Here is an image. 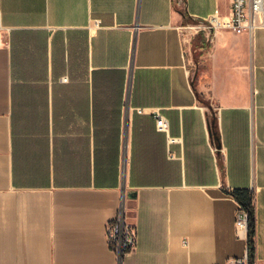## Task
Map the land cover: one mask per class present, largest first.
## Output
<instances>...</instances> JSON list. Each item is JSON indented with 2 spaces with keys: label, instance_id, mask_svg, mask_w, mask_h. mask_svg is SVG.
<instances>
[{
  "label": "crops",
  "instance_id": "0c3cea01",
  "mask_svg": "<svg viewBox=\"0 0 264 264\" xmlns=\"http://www.w3.org/2000/svg\"><path fill=\"white\" fill-rule=\"evenodd\" d=\"M179 1L0 0V264H116L121 204L122 264H240L233 190L264 264V12L194 33L231 0Z\"/></svg>",
  "mask_w": 264,
  "mask_h": 264
},
{
  "label": "built area",
  "instance_id": "2783aa9c",
  "mask_svg": "<svg viewBox=\"0 0 264 264\" xmlns=\"http://www.w3.org/2000/svg\"><path fill=\"white\" fill-rule=\"evenodd\" d=\"M179 2H182L180 0ZM264 0H231V9L226 18L218 14H212L205 18L203 24L189 23L186 29L198 33L201 29L215 32L218 29H229L235 33L252 32L254 28L263 23ZM209 40L211 36H209ZM156 127L160 131L167 129L164 117L155 114ZM247 212L239 205L235 218V226L238 230H247ZM105 240L113 251L116 264H122L124 257L131 254L136 247V227L126 215L125 207L121 204L116 217L107 222L104 228ZM240 264H247V255L238 259Z\"/></svg>",
  "mask_w": 264,
  "mask_h": 264
},
{
  "label": "trees",
  "instance_id": "16d2710c",
  "mask_svg": "<svg viewBox=\"0 0 264 264\" xmlns=\"http://www.w3.org/2000/svg\"><path fill=\"white\" fill-rule=\"evenodd\" d=\"M231 194L236 199L238 205L247 212V264H254L255 248V218L251 195L246 191L233 190Z\"/></svg>",
  "mask_w": 264,
  "mask_h": 264
}]
</instances>
